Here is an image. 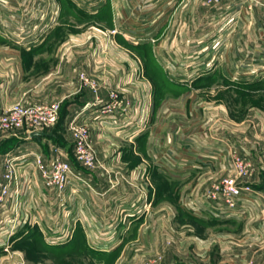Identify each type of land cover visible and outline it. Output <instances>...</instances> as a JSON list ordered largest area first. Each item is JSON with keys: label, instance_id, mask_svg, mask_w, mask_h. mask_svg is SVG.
I'll return each instance as SVG.
<instances>
[{"label": "crops", "instance_id": "crops-1", "mask_svg": "<svg viewBox=\"0 0 264 264\" xmlns=\"http://www.w3.org/2000/svg\"><path fill=\"white\" fill-rule=\"evenodd\" d=\"M100 1L105 2L98 4ZM82 3L87 10H82ZM247 4V0H222L218 9L210 10L203 0H0V114L15 103H59L61 122L55 132L69 140L54 142V127L39 140L0 131V174L5 154H24L36 148L47 159L55 145L64 150L67 162L72 160L70 165L91 187L74 181L70 188L74 193L68 189L58 198L43 187L36 170L21 173L22 182L29 183L20 203L21 222L11 237L0 234V251L8 243L13 249L37 240L51 249L82 239L96 244L106 241L110 249L106 254L114 256L122 238L131 239V228L146 223L155 195L148 192L147 181L154 176L170 178L177 209L193 221L237 228L236 264H264V109L257 102L264 104V78L250 74L251 65L244 64L254 55L256 38L264 35V21L262 12H248ZM83 11L88 20L83 19ZM81 73L97 83V97L82 86ZM204 80H219L230 90L228 94L236 99L235 110L230 111L227 90L219 97L224 95V102L193 90ZM236 82L238 92L233 94L228 86ZM163 85L170 92L159 90ZM112 91L131 100L127 115L119 113L113 119L102 115ZM167 97L176 101L170 103ZM240 97L255 98L247 114L254 115L256 124L236 119ZM191 98L204 100L197 110L199 114L203 110L204 121L218 103L220 116H226L228 109L238 128H217L211 119L206 131L192 126L191 133L174 137L175 152L164 157L163 148L169 144L154 138L149 121L157 124L163 109L168 110L166 104L189 105ZM194 111L191 109L189 118ZM175 114L170 113L169 121L176 120ZM73 119L88 125L102 168L87 170L74 162L72 140L66 131ZM213 127L217 135L227 138L229 148L234 147V156L247 158L254 166L245 184H240L248 186L256 200L245 204L238 215L217 216L202 201L212 185L227 175L226 153L231 156L232 150L217 148L216 140L211 139ZM117 179L112 187L109 180ZM180 192L186 195L181 200ZM70 227L78 235L70 237L69 243L49 245L50 236L59 237ZM106 227L115 228L114 234L100 239L105 237L99 230ZM11 256L0 254V264H14L16 257Z\"/></svg>", "mask_w": 264, "mask_h": 264}, {"label": "rangeland", "instance_id": "rangeland-1", "mask_svg": "<svg viewBox=\"0 0 264 264\" xmlns=\"http://www.w3.org/2000/svg\"><path fill=\"white\" fill-rule=\"evenodd\" d=\"M104 2L100 1L98 4ZM81 7L83 8L82 10H87L88 8L87 4L84 3L81 4ZM105 14L106 13L103 15L105 16ZM82 16L84 20H88L87 18H89L85 14V11H83ZM100 21L107 25L105 17H101ZM87 28L88 27L86 26L79 30L81 32V30L85 31ZM102 30H104L103 27ZM212 83L213 82L210 81L205 82V80L201 81V84H197L193 90L200 91L202 93L204 91V93H206L205 96L212 97L213 101L222 100L224 102L225 96L222 95L221 98L219 97L221 92H225L227 89H224V86H222L223 84H221L219 80L218 82ZM237 83L238 82L228 86V89L233 90V94L234 92H238ZM154 85L156 88H158L157 84ZM159 90L167 93L170 92V87L167 88L163 85L162 88H159ZM228 92L231 93L230 90H227V94ZM226 96L228 97L227 100L230 104V111L235 110L233 102H235L236 99H234V95L228 94ZM200 97H203V95ZM167 99L170 103L176 101L173 99L169 100V97H167ZM240 99L241 100L239 101L241 103L238 107V115L233 113L232 115H236V119L240 120V122L244 123L245 120H248L246 121L247 124H256L257 119L254 117V115L252 116V114H247L249 106L251 104L254 105L256 102L254 101L255 98L249 97L248 100L245 97H240ZM203 101L204 100L200 98H191L189 105L184 103V105H180L179 107L176 105L171 106V104L168 103L164 106V108H167L168 110L166 111L163 109L161 118L157 124L154 125L152 124V121H149L151 128L150 131L151 133L155 134L154 138L162 140L163 145L167 146V144H169L168 147L163 148L164 157L173 155V152H175V138H180L181 136L186 135L188 132L191 133L190 130H192V126L201 131H206L207 128L205 127L211 119L210 123L215 125L217 128H223L222 125H230L234 128H238V122H233V119L231 120V113L228 111V109L224 111L227 112V115L225 114L226 116H220L218 103L212 105L216 109H214V111L211 110L209 113L207 112L206 119L204 121L202 117L203 110L200 109V114L197 112L198 107H202ZM257 102L260 105L259 107L264 109V104L261 102V100H258ZM193 108L196 110V113L195 111L192 112L193 116L189 118L190 116L188 114ZM168 111H170V113H176V120H173L172 122L169 121L168 117L170 113ZM220 118L223 120H219ZM60 122L61 119L59 111V118L57 125L53 128L54 130L59 129ZM219 122L222 123L220 124ZM170 128H172V130ZM212 129L213 131L211 130V132L213 133V136L211 139L216 140L217 148L221 145L219 149H226L225 147H227V151H229V149L232 150H230L231 156L228 152L226 153L230 165H228L229 168L227 170V175L224 176L218 184L212 185L211 189L220 187L226 178L235 179L237 184H240L241 182L245 184L244 182L248 180V177L254 168L252 162L249 160L252 167L250 169V173L246 176L234 170L231 164L232 157L234 156V153L231 151L234 150V147L229 148L231 145L227 142V138L217 135L219 132L216 130V128L214 129L213 127ZM57 134L60 140L63 142L69 141L67 137L63 138L59 131ZM20 138L23 137L21 136ZM258 138H261L259 133ZM71 161L69 160L68 163L70 164ZM99 162L103 165L100 160ZM147 182L150 184L147 186L148 192L152 190V193H155L152 202L153 205L151 213L147 217L145 224H142L141 226L137 225L136 228H131L129 235L131 239H129L127 236L126 238H122L119 247L115 249L116 253L114 256L106 254L107 251H110L106 241L96 244L87 243L81 239V242L73 241L72 243H69L70 237L72 238L74 234H77V230L75 232V228L72 227L67 229V240L64 242V244L69 243V245L65 252L62 250H56L57 252H54L53 249L52 252H47L45 250L46 244H41L35 240L32 243H21V246H19V244L15 246H19V249L24 251H21L14 246L12 249V244L8 243L6 247L3 248L4 252L1 250L0 254L15 256L16 261H14V264H236L235 262L238 261V259L235 257L238 256V233H236L237 228L235 226L228 227L226 225L224 226L223 223L211 221H206L204 223L195 222L187 214H184L182 211L177 209V194L175 192V186L171 184L170 178H159L153 176L149 177ZM183 186L184 185L181 187ZM179 197V200H181V198H185L186 195L181 194L180 192ZM142 222L143 219L140 221V223ZM113 229L115 230L113 227L100 229V234L105 237L100 239H106V234H114ZM87 233L90 232L87 231ZM82 234L84 233L82 232ZM137 235L140 236L136 239ZM261 239V242L264 244V236H262ZM49 245L53 246L55 244L50 243ZM16 250L20 251L21 253L17 252ZM12 256L10 258H13Z\"/></svg>", "mask_w": 264, "mask_h": 264}, {"label": "built area", "instance_id": "built-area-1", "mask_svg": "<svg viewBox=\"0 0 264 264\" xmlns=\"http://www.w3.org/2000/svg\"><path fill=\"white\" fill-rule=\"evenodd\" d=\"M246 9L254 12L256 9L262 12L264 21V0H247ZM222 0H203V6L216 10L221 6ZM253 44V43H252ZM254 55L245 59L247 65H251L249 73L264 78V35L256 38ZM80 80L83 87L89 88L92 94L97 97L98 85L94 80L82 73ZM132 107V102L116 91L108 94V102L102 108V115L114 118L116 114L127 115ZM60 111L59 103L23 105L15 103L0 114V131L3 134L23 137L30 140L33 132H48L58 121ZM66 131L72 140V154L79 167L87 170H95L102 167L90 139V129L84 121L71 120ZM64 150L52 145L50 154L44 159L41 152L36 148L27 149L24 154H5L2 159V173L0 174V234L5 233L11 237L16 232L17 225L21 222L20 203L29 183L22 182L21 173L36 170L41 178L43 187L56 194L58 198L65 195L72 187L74 181L83 187L91 188L82 175L72 167L66 160ZM232 168L242 175H248L251 169V162L247 158L233 156L231 160ZM112 187L118 181L109 180ZM71 193H74L72 189ZM69 190V191H70ZM255 195L248 186L237 184L235 179L226 178L220 187L210 189L203 195L204 204L208 211L215 215L234 214L245 210V204L254 202ZM57 227V226H56ZM264 234V224L262 225ZM57 230L61 228L57 227ZM67 232H63L59 237L50 236L48 241L52 244H61L67 240Z\"/></svg>", "mask_w": 264, "mask_h": 264}, {"label": "trees", "instance_id": "trees-1", "mask_svg": "<svg viewBox=\"0 0 264 264\" xmlns=\"http://www.w3.org/2000/svg\"><path fill=\"white\" fill-rule=\"evenodd\" d=\"M57 125V124H56ZM55 125V126H56ZM52 138H53V140H54V142H58V141H60V138H59V136H58V134H57V132H55V130L52 132V136H51ZM34 235H36L37 236V234L35 233ZM35 241V240H34ZM68 247V246H67ZM66 246L65 247H61V248H51V249H49V248H47V247H45V250L47 251V252H52V249L54 250V252H57L56 250H62L63 252H65L66 251V249H68ZM61 251V252H62ZM59 255V254H58Z\"/></svg>", "mask_w": 264, "mask_h": 264}, {"label": "water", "instance_id": "water-1", "mask_svg": "<svg viewBox=\"0 0 264 264\" xmlns=\"http://www.w3.org/2000/svg\"><path fill=\"white\" fill-rule=\"evenodd\" d=\"M48 135L49 134H47L45 132H33L30 134V138L39 140L40 138L46 137Z\"/></svg>", "mask_w": 264, "mask_h": 264}]
</instances>
